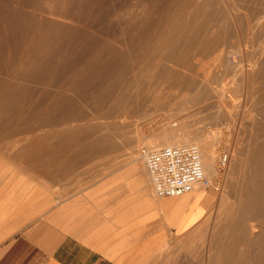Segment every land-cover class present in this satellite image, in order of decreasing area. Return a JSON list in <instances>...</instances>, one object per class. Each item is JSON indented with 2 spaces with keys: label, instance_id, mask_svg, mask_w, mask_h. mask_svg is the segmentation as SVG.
I'll list each match as a JSON object with an SVG mask.
<instances>
[{
  "label": "rangeland",
  "instance_id": "obj_1",
  "mask_svg": "<svg viewBox=\"0 0 264 264\" xmlns=\"http://www.w3.org/2000/svg\"><path fill=\"white\" fill-rule=\"evenodd\" d=\"M6 2L8 5L5 4ZM36 4H41V8ZM55 6L54 0H0V197L3 195L9 198L15 193L24 198L26 208L33 206V202L38 204V208L40 202L46 203L47 208L42 209L43 214L56 210L58 213L65 212L67 198L80 199L81 203L86 205L96 204L97 199L104 196L107 199H109L108 196L113 198L112 193L105 195L103 189L89 190V187L104 184L97 182V179H111L114 175H140L139 160L141 159H138L137 155L147 149L145 144L147 138L153 135L163 136L169 130L181 127L183 122H188L189 127H193L196 123L195 126L201 129L215 128L216 130L219 125L214 124L213 117L222 112L227 119L229 118V125H220L225 136L224 145L217 156L219 177L214 178L216 182L214 191L209 188L202 190V193L205 192L209 196L203 211H200L202 204L196 210L197 213L202 212V220L200 219L197 228L193 231L176 238L170 235L169 243L164 245L160 254L155 255L150 262V264H216V242L220 241L221 229L219 227L215 232L213 221L216 217L210 209L214 201L223 194H227L232 201L235 200L236 182L228 175L222 176L231 162L233 148H243V145L245 148L251 146V149H254L253 165L258 168V172L255 173L252 170L247 175L251 177L258 174L264 177V171L260 172L261 168L264 169L262 159L264 151H260L264 150L261 144L264 139L262 98L259 91L257 97L256 94L255 98L252 97L249 85L239 79L240 71L244 69L243 60L252 52L254 55L259 52L258 56L261 53L258 35H255L254 44L246 47L252 52L248 50L249 52L230 53L223 63L224 68L223 65L217 66V69L214 67L213 60L218 53L208 50L200 53V61L197 63L190 62L181 66L159 68L143 65L132 71L131 78L121 80L113 59L108 61L107 65L100 60L99 37L80 36L83 37V41L78 36L59 33L60 25L53 23L58 16L51 12ZM45 8L48 9L45 11L43 10ZM69 8L71 9L67 5V11ZM27 13L30 14L27 16L28 19ZM80 14L84 16L83 11ZM207 68L208 71L215 68L211 76H213V83L216 82L208 90L205 84H198L199 79H203V73ZM186 69H188L187 72ZM237 74L238 76L235 77ZM165 76H168L170 80H166ZM226 83H229L230 87ZM202 90L207 92L204 93ZM243 90H245L244 93ZM241 94H245L246 97ZM229 95H232V98ZM220 99L221 102H219ZM215 102L223 103V111L218 110L219 103L216 106ZM64 111L69 112L65 114ZM231 114L234 116L232 117ZM205 119L208 120L205 121ZM199 121L201 123H197ZM256 123L260 127H257ZM235 128L237 129L234 130ZM135 150H138L137 153H134ZM226 155L228 159L224 163L223 159ZM32 174H36V178ZM51 179L54 181L52 182ZM40 184L47 188V193L38 191L39 186H42ZM9 193L11 195H8ZM250 197L248 193H241L238 196L242 203H248ZM109 201L106 204H110ZM245 213L251 220L242 227L232 225L229 234L233 235V238L229 237V240L225 241L235 249L231 251L234 254L231 257L232 261L227 259V255L221 258L223 262L227 261V264H264V237L261 233L264 216L262 199H259L257 205L247 209ZM64 216L60 217L63 222ZM208 217L210 222H203V219ZM242 233L244 237L240 239ZM240 250L244 254L242 260L238 257Z\"/></svg>",
  "mask_w": 264,
  "mask_h": 264
},
{
  "label": "bare ground",
  "instance_id": "obj_2",
  "mask_svg": "<svg viewBox=\"0 0 264 264\" xmlns=\"http://www.w3.org/2000/svg\"><path fill=\"white\" fill-rule=\"evenodd\" d=\"M42 1H44V0H42ZM54 1L56 2V6H55L54 10H51V12L54 13L55 15H57L58 17L55 18L54 20L53 19L52 20H53V23L56 22L60 25L61 29H59V33L63 32V34L66 33L67 35L70 34V35H74V36H78V37H80V36L99 37L100 38V45H99L100 60L106 64L108 61L113 59V61H115V63H116V66L118 68V73H119V75H118V73L116 75H118L121 80H124V79L128 80L129 77L131 78L130 75H132V71H134L135 68L141 67L143 65L148 66V67L151 66L152 68H159L161 66H163V67L164 66H170L171 67L173 65L174 66L175 65L181 66V65L188 64L190 62L197 63L200 61V56H201L200 53L207 52L208 50H214L215 52L218 53L216 58L213 60L214 67H216V69H217V66L220 67L221 65H223V63L225 62V59H227V57H229L230 53H232V52L242 53L243 51L246 52L248 50H251L249 48L247 49L246 47L250 46L251 44H254V42L256 41L255 35H258V37L257 36L256 37H257V39L258 38L260 39L259 41H260L261 53L259 56L257 55L259 52L256 53V55H254L252 50H251V52H252L251 55H249L247 53L249 56H248V58L243 60L244 64L243 63H242L243 65L241 64L244 67V69H242L240 71L239 79H241L243 81V83H245L246 85L247 84L249 85L252 97H254L255 94L257 97L259 94V93L257 94V92L258 91L260 92V95L262 98V102H261L262 103L261 115H262V119H263V127L262 128H264V0H54ZM15 3H17V2H15ZM5 4H7V2ZM37 4H36V6H39L41 8V6H40L41 4L40 5H37ZM42 4H44V3H42ZM25 5H27V4H25ZM67 5L71 7V9L69 8V11H67ZM30 7H31V5H30ZM6 9H7V7H6ZM6 9H5V11H6ZM47 9L45 8L43 10L46 11ZM81 11L84 12V16H81V14H80ZM41 12H39V13H41ZM29 13H27L26 18H27ZM43 13H44V11H43ZM37 16H39V15H37ZM40 18H41V14H40ZM54 25H56V24H54ZM59 25H58V28H59ZM256 32H257V34H256ZM54 33H55V31H54ZM48 34H51V33H48ZM45 36H46V34H45ZM47 36H51V35H47ZM53 36H54V34H53ZM63 38H66V37H63ZM80 39L83 40V37L82 38L80 37ZM60 42L61 41L59 40V43ZM40 44H41V42H40ZM69 44H71V43H69ZM75 44H76V42H75ZM42 46H43V44H42ZM64 46H65V44H64ZM252 49H254V48H252ZM245 52H244V54H245ZM113 61H111V62H113ZM58 64H60V63H58ZM99 64H101V63H99ZM109 64H110V62H109ZM237 65H236V67H237ZM75 67H76V65H75ZM75 67H74V70H75ZM222 67L224 68V65ZM222 67L220 69H222ZM243 67H241V68H243ZM182 68H183V66H182ZM166 69H167V67H166ZM225 69H223V70H225ZM146 70H148V69H146ZM187 70L188 69H186V72H187ZM200 70L202 72V69H200ZM212 70H215V68H211V70H209V71L207 68V70L205 72L203 71L204 72L203 73V79H199L200 82L198 81V84H205L207 90L211 89V85L216 83V82L213 83V81H212V79H213L212 78L213 76H211ZM167 71H168V69H167ZM102 72H104V70ZM155 72H156V70H155ZM232 72H233V70H232ZM165 73H167V72H165ZM184 73L185 72H183V74ZM234 73H236V71H234ZM146 74H147V72H146ZM15 76H16V74H15ZM237 76H238V74L235 77H237ZM191 78H192V76H191ZM199 78H200V76H199ZM218 78H219V76H218ZM91 79H93V78H91ZM230 79H232V77ZM259 79H260V81H258ZM166 80H170V78H167ZM235 81H236V79H235ZM89 82H90V80H89ZM11 83H12V81H11ZM233 83H234V80H233ZM239 83H241V82H239ZM228 84H227V86L230 85V84L229 85ZM223 85H225V84H223ZM223 88H225V87H223ZM234 89H233V91H235ZM207 90H206V92H207ZM202 91H204V93H206L205 90H202ZM225 91L227 94V88ZM229 91H230V89H229ZM244 91L245 90H243V93H244ZM213 92H214V90L212 91V93ZM189 93H191V92H189ZM247 93H248V91H247ZM72 94H73V92H72ZM210 95H211V93H210ZM244 95L245 94H243L242 96H244ZM236 96H237V91H236L235 97ZM185 97H187V95ZM245 97H246V95H245ZM200 98H201V96H200ZM252 99H251V101H254ZM256 100L258 101V98ZM245 101H246V99H245ZM219 102H221V99L219 100ZM219 102H215V105L218 104ZM248 102H249V100H248ZM249 105H250V103H249ZM38 107H40V105ZM218 107H219V109H218L219 111H223V109H224L223 103H219ZM237 109H239V108H237ZM227 110H228V108H227ZM26 112H28V111H26ZM48 113H50V112H48ZM64 113H65V111H64ZM67 113H65V114H67ZM220 113H219V115L216 113L217 115L214 117L212 116L214 118V119L213 118L212 119L215 121L214 124L219 125V128H217L216 130H215V128L201 129L200 127L195 126L196 123L193 125V127H189L188 122H185V123L183 122V124L181 122L182 125L178 129H171L166 134H164L163 136H160V135L154 136L153 135L152 137H149V138H147V140H145L146 141L145 144L147 146V149L145 150V152L144 151L142 152L143 154L140 153V155H137V158L141 159V161L139 160L140 168H141L140 172L147 179V183H148L147 186L149 189L148 191H152L151 193H153L155 195L153 197H159V196H157L155 194V191H154L155 190L154 189V182H153V179L151 177V173H150L149 166H148V154L151 151L158 149V147H156L158 145H161V146L196 145V146H198L200 151H201L202 161L204 163L205 175H204L203 179H201L197 183H195L192 191L187 192L185 194L186 195H192V194L197 193L198 191H200L203 188H205V189L209 188L212 191H214V186L216 185L214 178L217 176L219 177V167L217 165V156L220 153L219 152L220 148L222 147V145H224L223 139L225 136V134H224L225 132H224L223 128L220 127V125H224V124L229 125V120H228L229 118L227 119V117L222 112H220ZM252 113L253 112H251V114ZM228 114H230V113H228ZM231 116H232V114H231ZM125 117L127 118V116H125ZM210 118H209V120L211 122ZM235 118H237V117L235 116ZM255 119H253V120H255ZM90 120H91V118H90ZM206 120H208V119H205V121ZM20 121H21V119H20ZM201 121H204V120H201ZM197 123H201V122L199 121ZM42 124H44V123H42ZM256 124L258 127L259 124L258 123H256ZM56 125H57V123H56ZM234 125H235V123H234ZM51 127H52V125H51ZM61 128H63V127H61ZM251 128H252V126H251ZM251 128H249V130ZM39 129H40V127H39ZM39 129H37V130H39ZM236 129L237 128H235L234 130H236ZM237 132H238V130H237ZM246 132H245V134H246ZM235 134H237V133H235ZM144 137H146V136H144ZM250 137H251V135H250ZM238 141L240 142V140H238ZM234 143H235V141L233 142V144ZM261 144H263L262 148L264 149V139L262 140ZM130 151H131V149H130ZM137 151L138 150H135L134 153H137ZM260 151L262 152L264 150H260ZM253 152H254V149H251V146H249L248 148H245L243 145V148H240V147L239 148H233V150L231 152L232 153L231 154L232 155L231 162L227 166V170L224 171L222 176L224 177V175L225 176L228 175L229 177H232L234 179V181L236 182L237 188L235 191V200L232 201L231 199H229V196L227 194H223L220 196V198L218 200L214 201V203L210 209L211 211H213L212 214H214V217H216V218H214V221H213V225H214L213 228L215 229V232L217 231V228L220 227V229H221L220 241L216 242V258H215L216 264H227V261L223 262L221 257H223V255H227V259L231 260L232 259L231 257L234 255V254H232L231 251H235V249L232 248L229 245V243L225 242L226 239L229 240V237L231 239L233 238V235L231 236V234H229L230 227L232 225L233 226L237 225V227H239V226L242 227L245 224H247V222L250 221L251 219L246 217L245 212L247 209L249 210V208L255 207L257 205L259 199H262V204L264 207V177L259 175L261 177L260 178L258 176V174L256 176H251V177H249L247 175V173L249 171H252V170H254L255 173H256V171L258 172V168L257 167L255 168L253 165V160H254L253 159L254 157L252 156ZM3 158L5 159V157H3ZM57 158H59V157H57ZM262 159H263V164H264V155L262 156ZM33 169H35V168H33ZM263 171H264V169L261 168L260 172L263 173ZM32 175H34V174H32ZM35 175H34V177H35ZM40 175H42V174H40ZM40 177H42V176H40ZM56 178H55V180H56ZM45 180H46V178H45ZM51 181H52V179H51ZM51 181H49V182H51ZM42 183H43V181H42ZM40 185H42V184H40ZM46 189L42 185V186H39L38 191L42 192V193H47ZM241 193H248L251 195L250 201L248 203H242L240 198H238V196H240ZM178 196H180V195H178ZM174 198H178V197L177 196L171 197V200H175ZM47 204H49V201H47ZM39 207L41 209L45 208L46 203L43 204L42 202H40ZM204 207H205V205H203V207L200 209V211H203ZM53 208H55V206ZM254 210H256V209H254ZM200 211L197 213V215L201 216L202 212L200 213ZM216 211H218V212H216ZM255 217H256V215L254 216V218ZM209 220H210V217L206 218L205 220L203 219V222L209 223L210 222ZM252 220H254V219H252ZM63 223H65V222H63ZM253 227L254 226H252V230L254 229ZM255 232L256 231L254 229L253 233H255ZM261 233L263 234V237H264V216H263V220L261 223ZM243 237H244V234L242 233L240 239ZM235 243H237V242H235ZM235 243L233 245H235ZM241 246H243V245H241ZM241 250H240V254H238L239 255L238 257L242 260L244 254L241 252ZM254 256L255 255H253V258H255ZM236 258H237V256H236ZM223 259H226V258H223ZM233 262H235V261H233ZM234 264H236V263H234Z\"/></svg>",
  "mask_w": 264,
  "mask_h": 264
},
{
  "label": "crops",
  "instance_id": "obj_3",
  "mask_svg": "<svg viewBox=\"0 0 264 264\" xmlns=\"http://www.w3.org/2000/svg\"><path fill=\"white\" fill-rule=\"evenodd\" d=\"M96 181L104 184L89 190L100 188L113 198L104 196L91 205L67 198L65 212L59 213L43 214L34 202L26 208L15 193L2 195L0 264H150L170 235L197 228L202 216L196 210L209 198L203 189L175 200L153 197L141 174Z\"/></svg>",
  "mask_w": 264,
  "mask_h": 264
},
{
  "label": "built area",
  "instance_id": "obj_4",
  "mask_svg": "<svg viewBox=\"0 0 264 264\" xmlns=\"http://www.w3.org/2000/svg\"><path fill=\"white\" fill-rule=\"evenodd\" d=\"M227 159L226 155L224 163ZM148 166L159 197H175L190 192L205 175L201 151L196 145L164 146L151 151Z\"/></svg>",
  "mask_w": 264,
  "mask_h": 264
}]
</instances>
